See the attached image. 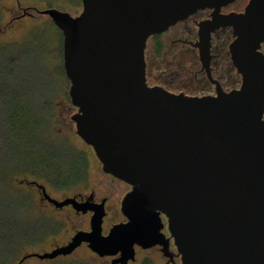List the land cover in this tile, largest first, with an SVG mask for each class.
I'll return each instance as SVG.
<instances>
[{
	"label": "water",
	"instance_id": "95a60500",
	"mask_svg": "<svg viewBox=\"0 0 264 264\" xmlns=\"http://www.w3.org/2000/svg\"><path fill=\"white\" fill-rule=\"evenodd\" d=\"M236 0H82L73 15L37 10L63 33V63L77 134L93 147L103 171L128 182L122 201L129 221L103 233L104 204L59 200L93 211L90 230L29 257L71 255L83 243L109 264H129L136 245L161 246L181 264H264V0L223 13ZM200 60L214 94L172 92L148 84V39L199 9ZM230 27V58L241 83L225 90L211 72L212 32ZM167 217L170 237L163 232ZM173 238L177 252L170 249Z\"/></svg>",
	"mask_w": 264,
	"mask_h": 264
},
{
	"label": "rangeland",
	"instance_id": "374dc122",
	"mask_svg": "<svg viewBox=\"0 0 264 264\" xmlns=\"http://www.w3.org/2000/svg\"><path fill=\"white\" fill-rule=\"evenodd\" d=\"M50 7L77 15L83 10V3L82 0H0V80L2 79L0 86L1 90L4 89L3 93H9L12 105L19 106L24 112L35 109L36 113L44 116L46 112L40 106L42 99L44 101L51 100L49 115L53 135L46 133L42 137L44 142H48V149L52 147L50 142H54L59 146L62 155L60 154L56 164L54 162V168H47L42 164H49L54 160L46 159L49 157H46L48 149L44 150L45 153L38 150V154L44 155L41 162L33 159L36 171L44 169L42 172L49 174L58 169L64 174L62 177H58L59 180L70 181L68 180L70 172L75 168L80 169V172L84 171L82 168L86 162L87 172L84 171L86 174L83 177L66 188H58L53 185L50 179L37 175L20 174L17 176L16 182L20 185L19 181L22 179H36L46 184L48 191L58 199L73 195L77 191L89 193L94 188L99 196L109 195L110 200L116 201L120 207L125 191L124 185L112 182L109 177L104 175L102 164L93 147L85 143L77 134L75 123L71 120V115L77 109L73 107L70 99V80L66 75L63 63V33L49 16L39 14L37 11ZM160 40L163 50L159 55L154 56L151 50L155 35L150 37L146 50L151 83L162 81L174 91H184L194 95L206 94L207 90H204L206 88L215 90L214 86L209 88L208 85L200 81L204 75L199 74L196 80H192L194 76L190 71L193 65L192 56L186 55L178 59L174 56L176 51L171 49L168 35H162ZM195 67L200 68V62ZM230 71V78L225 80V85L232 87L234 86L232 84H237L239 86L240 83L237 81L239 79L241 81L240 75L233 74V72L236 73L235 69H230ZM27 148L29 151V147ZM8 151L6 147L1 149L0 158L5 157ZM20 159L21 156L17 154L13 160L19 163ZM59 174L61 175L60 172ZM21 186L24 193L33 196L34 189L26 182ZM9 193V188L6 185H1L0 197L3 194V200L11 203V209L15 210L17 214L24 213L26 221L29 222L32 218V222L36 223L35 217L38 215H35L34 210H31L30 214L29 203L24 194L9 195ZM41 215L45 217L42 224L55 227L54 233L45 239H38L35 243L24 244L18 259L13 264H109L111 262V258L100 257L86 244H83L68 256L55 259H40L34 256L20 263L25 254L49 251L55 247V244L67 242L77 228L90 227V214L77 216L68 209L62 211L51 209L45 210ZM121 218L122 213L119 211L112 218L107 219L105 228L108 229L113 221ZM147 263L168 264L167 257L163 255L162 251L156 248H138L136 260L131 264Z\"/></svg>",
	"mask_w": 264,
	"mask_h": 264
},
{
	"label": "trees",
	"instance_id": "16d2710c",
	"mask_svg": "<svg viewBox=\"0 0 264 264\" xmlns=\"http://www.w3.org/2000/svg\"><path fill=\"white\" fill-rule=\"evenodd\" d=\"M161 36V34L155 35V41L157 42L155 52L158 55L163 50V45L160 40ZM224 51L226 54L227 46L224 47ZM227 63L228 66H232L229 60ZM233 74L238 75L237 72H233ZM237 82L241 83L240 79ZM3 90H1L0 86V150L6 147L9 151L5 154V157L0 158V162L2 161L4 164L0 165V188L1 185H6L10 190L9 195L23 193L29 203V211L31 214L33 211V197L32 195L24 193L21 188V184L25 183L27 179H22L19 181L21 184H17L16 179L18 175L26 174L43 176L50 179L54 186L58 188H66L86 174L87 163L84 162V167L82 168L86 172H80V169L77 168L70 172V175L68 176V180L70 181H65L64 179L59 180L58 177H62L64 174L60 170L58 171V169L56 171L53 170L49 174L45 172L43 173L42 171L44 169H38V171H36L33 163L35 160L37 162H41L44 155L41 153H45L44 150L48 149V142H44L42 135L46 133H51L53 135V131L50 127L51 118L49 115L51 100L44 101L42 99L40 106L45 110L44 112H46L43 116L36 113L35 109L24 112L19 106L15 104L13 106L11 99L9 98V93H3ZM54 144V142H50L52 147H49L50 149L46 150V157L49 156L46 159L54 161L52 163L49 162V164L43 163L42 165L44 167L47 166V168H54V162L56 164L62 155L59 146ZM27 147H29V151L27 150ZM38 150L39 152L41 151V153L38 154ZM17 154L21 156V162L19 163H16L15 160H13ZM9 155H11V157H9ZM18 164H20V166H18ZM2 197L3 194L0 197V264H13L18 259L20 250L24 244H31V242L35 243L38 239H40V237L48 234L49 231H47V229L52 228L51 233H54L55 227L42 224V222H44L43 219L37 220L36 223L32 222V218H30L29 222L26 221L24 213L19 212V214H17L15 210L11 209V203L8 200V202H5ZM24 203L23 205H25Z\"/></svg>",
	"mask_w": 264,
	"mask_h": 264
},
{
	"label": "flooded vegetation",
	"instance_id": "af4514ba",
	"mask_svg": "<svg viewBox=\"0 0 264 264\" xmlns=\"http://www.w3.org/2000/svg\"><path fill=\"white\" fill-rule=\"evenodd\" d=\"M249 1L250 0H236L235 2L223 7L221 11L223 13H229V12H233V11L234 12H242V11H244V9H245V7H246V5L248 4ZM212 13H213V9H211V8L199 9L196 12H194L193 14L189 15L184 20H181V21L177 22L176 24L172 25L165 32L160 33L161 35H164V34L168 35V39L171 42V49L176 51V55H174L175 57L180 59V58H183L186 55L192 56L193 65H192V67L190 69V71H192L193 74H194L192 80L193 81L196 80L197 76L199 74L204 75V76H202V80H200V81H202L206 85H208L209 88L211 86L215 87V84H213L211 82V80L209 79L206 71L202 67V63H201V60H200V51H199V48L196 46V43L199 41V23L201 21H203V20L211 19ZM233 38H234V36H233L232 28H230V27H221V28L215 30L214 32H212V37H211V54H212V58H211V72H212V76L215 79L219 80V82L221 83V85L223 86V88L225 90H232V89L238 87L235 84H232V85H234V87H228L227 85H225L226 84L225 80H229L230 75H231L230 69H235V67L232 64V61H231V58H230V52H229V44L233 40ZM149 40H150V38L148 39L146 50L148 48ZM156 46H157V42L154 41L152 46H151V50H152V53H153L154 56L157 55L156 52H155ZM225 46H227V53L226 54H225V51H224V47ZM261 50L264 53V42L261 45ZM228 60H229V62H231L232 66H228V63H227ZM198 62H200V64H201L200 68H196L195 67V65H197ZM146 76H147L148 84L151 85V86L160 85V86H163V87L167 88L168 90H170L172 92H184V91H174L165 82L162 83V81L161 82L157 81V82L151 83L150 82V70L148 69V61H147V59H146ZM204 90H207L206 94H214L215 93V90L212 91V90H209L208 88H206ZM104 175L109 177L112 182H116L119 185H124L123 188H124L125 191H124V195H123V198H122V201H123L125 195L128 194L132 190V188H133L132 185L130 183L125 182L124 180L114 176L111 173H107V172L104 171ZM26 183L31 188L34 189L33 196H32L33 197V201H32V205L33 206L32 207H33V210L35 212V215H38V217H35V220H40V219L45 218L44 216L42 217V215H41L45 210L56 209L57 211H62L63 209H68L71 213H74L77 216H83V215L90 214V221H91V216L93 214V211L88 210L87 212H83L82 210L76 209L73 206L72 203L67 204V205H65L63 207H57V206H55L54 203L49 201V199H47L44 196V190L40 186V184H43L45 186L47 192L52 197H54L48 191L46 184H44V183H42V182H40V181H38L36 179L27 180ZM67 197H75L80 202H90L92 204H97L98 206H99V204H104V208H105V215H104V218H103V233L104 234H107L109 232L110 228L114 224L120 223V222H125V221L128 222L129 221L128 217H126L123 214V212H122V209H121L122 201H121V204H120V207H119V204L116 201L113 202L112 200H110V196L109 195L104 194V195L99 196L97 194V192H96V189H94V188L89 193H86L84 191H77L73 195L64 196L62 199H59V200H63L65 198H67ZM119 211L122 213V218L120 220L113 221L110 224V226L108 227V229H106L105 228V224H106L107 219L109 217L112 218L113 215L119 213ZM162 219H163V222H164L163 232L166 234L167 237H170V232H169V229H168V226H167V217L165 215H163ZM90 228H91V225H90L89 228H82V227L81 228H77L74 231V233L69 237L67 242L70 241V239L74 236V234L77 231H79V230H90ZM51 229H47V231H49L48 234L45 235V236L40 237V239H45L48 235L52 234L51 233V231H52ZM67 242H65V243H67ZM65 243H63V244H65ZM83 244L87 245V243H83ZM57 245H62V244H58V243L55 244V246H57ZM135 247H136V253H137V249L138 248H141V249L156 248V249L162 251L160 245H156V246H153L151 248H142V247H140L138 245H136ZM170 249L173 252H175V253L177 252V249H176V246L174 244L173 238L170 239ZM118 256L119 255L104 256V257L111 258V261H112L114 258H116ZM58 257H62V256H58ZM135 260H130L129 264H131ZM174 260H175V262L171 261L167 257V263L168 264H181V259H180L179 256L175 255Z\"/></svg>",
	"mask_w": 264,
	"mask_h": 264
}]
</instances>
